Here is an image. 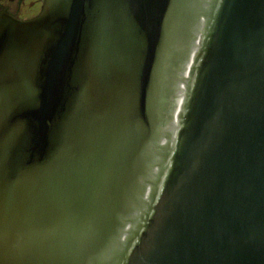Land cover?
Returning a JSON list of instances; mask_svg holds the SVG:
<instances>
[{"label": "water", "instance_id": "1", "mask_svg": "<svg viewBox=\"0 0 264 264\" xmlns=\"http://www.w3.org/2000/svg\"><path fill=\"white\" fill-rule=\"evenodd\" d=\"M41 1L0 10V264H264V0Z\"/></svg>", "mask_w": 264, "mask_h": 264}, {"label": "rangeland", "instance_id": "2", "mask_svg": "<svg viewBox=\"0 0 264 264\" xmlns=\"http://www.w3.org/2000/svg\"><path fill=\"white\" fill-rule=\"evenodd\" d=\"M32 1H33V0H20V2H19V0H16V3L19 2V3H20L19 5H21V8H22V7L25 8L24 11H22V13H23L24 15H26V14H27V15H31L32 11L41 8V5H42V1H41V0H36L35 3L32 2ZM6 2H8V3L10 4V8H12V9H16V8H17L16 6H14V3L11 2L10 0H9V1H7V0H3V3H4V4H5ZM31 4H32L33 6H32ZM175 102H176V101H174L173 103L175 104Z\"/></svg>", "mask_w": 264, "mask_h": 264}, {"label": "flooded vegetation", "instance_id": "3", "mask_svg": "<svg viewBox=\"0 0 264 264\" xmlns=\"http://www.w3.org/2000/svg\"><path fill=\"white\" fill-rule=\"evenodd\" d=\"M7 1H9V0H7ZM11 2H13L14 3V6H16L17 8L16 9H12V8H10V4L8 3V2H6L5 4L3 3V0H0V10L1 9H3V8H7L9 11H11L13 14H15L17 17H19V18H21V19H27V18H30V17H32V16H34V15H36L38 12H39V10H40V8L39 9H37V10H34V11H32V13H31V15H24L23 13H22V11H24V7H22L21 8V5H19L20 3V1L19 2H17L16 3V0H10ZM32 2H36V0H33ZM32 5V4H31ZM33 6V5H32Z\"/></svg>", "mask_w": 264, "mask_h": 264}, {"label": "bare ground", "instance_id": "4", "mask_svg": "<svg viewBox=\"0 0 264 264\" xmlns=\"http://www.w3.org/2000/svg\"><path fill=\"white\" fill-rule=\"evenodd\" d=\"M182 91H183V83L181 82L180 85H179V88L175 94V97H174V101L178 102V105H179V101L181 99V96H182ZM177 108L176 107V110L172 109V112L176 113L177 112ZM166 127H169V123L166 124Z\"/></svg>", "mask_w": 264, "mask_h": 264}]
</instances>
